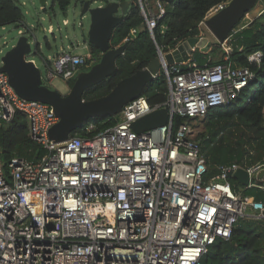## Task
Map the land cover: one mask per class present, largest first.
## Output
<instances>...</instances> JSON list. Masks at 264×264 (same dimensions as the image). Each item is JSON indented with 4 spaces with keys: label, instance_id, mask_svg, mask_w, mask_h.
Returning <instances> with one entry per match:
<instances>
[{
    "label": "built area",
    "instance_id": "built-area-1",
    "mask_svg": "<svg viewBox=\"0 0 264 264\" xmlns=\"http://www.w3.org/2000/svg\"><path fill=\"white\" fill-rule=\"evenodd\" d=\"M138 4L154 38L168 2ZM177 47H157L168 84L163 104L152 107L142 95L114 125L95 133L97 124L90 121L83 126L90 137L71 136L63 143L50 139L59 122L53 108L21 98L0 71V126L23 114L30 139L45 151L37 162L16 158L4 164L0 158V264H204L211 247L231 240L242 219L264 220V204L235 192L229 180L230 173L245 169L250 188L256 187L264 164L220 166L208 179L191 123L230 105L254 79L253 70L234 66L226 43L221 47L227 54L214 66H199L194 55L168 66L165 55ZM50 60L49 84L56 78L75 81L97 63L90 51L65 49ZM262 60L261 51L248 56L257 67ZM41 79L47 86L42 74ZM160 109L171 116L166 126L132 129ZM177 117L184 122L174 129Z\"/></svg>",
    "mask_w": 264,
    "mask_h": 264
},
{
    "label": "trees",
    "instance_id": "trees-1",
    "mask_svg": "<svg viewBox=\"0 0 264 264\" xmlns=\"http://www.w3.org/2000/svg\"><path fill=\"white\" fill-rule=\"evenodd\" d=\"M52 1V8L56 6L65 12L74 0ZM167 2L166 15L159 21L153 38L141 16L138 0H131L128 13L114 30L111 40L113 48L127 44L124 55L116 62L117 70L103 82L88 89L84 93V100H95L107 95L122 79L147 68L158 56L157 47L169 51L190 38L204 36L200 24L229 0H167ZM22 21L23 10L17 0H0V27L21 25ZM226 44L233 65L249 66L255 77L230 105L211 110L201 118L204 130L196 138L207 159L208 179L218 174L220 166L238 164L249 168L264 164V9L250 23L240 24ZM89 45V51L98 63L102 54L93 45ZM256 51L263 53L259 67L248 62V56ZM218 52L222 53L221 57L214 59L213 56ZM226 54L221 45L213 44L207 52L197 50L193 58L199 66L211 67L221 63ZM74 82L69 83L70 87ZM167 94V79L162 71L148 84L143 96L152 107H155L167 100ZM197 120L199 119L192 120L191 123ZM91 121L97 124L96 133L114 125L118 121V116ZM182 122L184 119L177 117L174 129ZM92 134L87 133L83 127L72 136L90 137ZM0 152L4 164L16 158L37 162L45 154L44 149L30 139L28 120L23 114H17L10 123L1 124ZM229 180L235 192L264 204L263 188L246 189L232 177ZM203 263L264 264V220L242 219L236 225L231 240H219L211 247Z\"/></svg>",
    "mask_w": 264,
    "mask_h": 264
},
{
    "label": "water",
    "instance_id": "water-1",
    "mask_svg": "<svg viewBox=\"0 0 264 264\" xmlns=\"http://www.w3.org/2000/svg\"><path fill=\"white\" fill-rule=\"evenodd\" d=\"M46 1H41L42 6H46ZM259 1L230 0L223 9L206 19L204 26L217 43L222 45L228 42L231 34L257 7ZM130 5L131 1H112L106 6L91 9L90 2L83 3L82 14L89 13L91 16L89 44L98 49L102 57L90 70L83 71L77 76L66 95L43 84L41 70L27 60L32 49L25 36H22L17 44L3 56L0 71L9 76L10 84L16 93L27 101H39L50 105L59 118V122L49 133L53 142L68 141L74 132L91 120L118 116L127 104L143 95L148 84L155 80L164 69L160 57L157 56L147 68L118 82L107 95L95 100H84V93L88 89L103 82L117 70L116 62L124 55L127 44L113 48L111 40L114 30L123 22ZM212 45V40L207 36L201 39L190 38L173 52L165 55L166 64L171 66L187 62L197 50L207 52ZM170 119L167 109L156 110L135 121L132 129L136 133L154 130L166 126ZM230 177L243 188H250V176L245 169L230 173ZM255 184L256 187L264 189V170L257 175Z\"/></svg>",
    "mask_w": 264,
    "mask_h": 264
},
{
    "label": "rangeland",
    "instance_id": "rangeland-1",
    "mask_svg": "<svg viewBox=\"0 0 264 264\" xmlns=\"http://www.w3.org/2000/svg\"><path fill=\"white\" fill-rule=\"evenodd\" d=\"M17 1L23 10V21L21 25L0 27V64H2L3 56L17 44L22 36H25L32 49L27 59L35 61L36 66L41 70V74L45 78V84L49 88L66 95L71 88L70 82L56 78L49 84L47 81L46 61L51 62L50 59L53 58L54 54L63 49L72 50L77 54L89 52L88 34L91 26V16L89 13L86 15L82 14V2H90L91 9L106 6L108 2L106 0H81V2L74 0L69 8L62 12L56 6L52 8V0H47L45 7L42 6V0ZM112 1L131 0H109V2ZM263 9L264 0H260L257 7L246 16L241 24L250 23L254 16L258 15ZM201 28L204 32L203 34L209 37L213 44H218L205 26H201ZM221 55L222 53L218 52L213 58L219 59ZM90 69L91 67L87 68V70ZM192 126L195 136L199 137V134L204 130L201 119L194 121Z\"/></svg>",
    "mask_w": 264,
    "mask_h": 264
},
{
    "label": "crops",
    "instance_id": "crops-1",
    "mask_svg": "<svg viewBox=\"0 0 264 264\" xmlns=\"http://www.w3.org/2000/svg\"><path fill=\"white\" fill-rule=\"evenodd\" d=\"M259 14H260V12H259ZM259 14H258V15H259ZM210 16H212V15H210ZM210 16H209V17H210ZM256 16H257V15H255L254 18H255ZM60 52H61V51L55 53L53 57H55V56H56L57 54H59Z\"/></svg>",
    "mask_w": 264,
    "mask_h": 264
},
{
    "label": "flooded vegetation",
    "instance_id": "flooded-vegetation-1",
    "mask_svg": "<svg viewBox=\"0 0 264 264\" xmlns=\"http://www.w3.org/2000/svg\"><path fill=\"white\" fill-rule=\"evenodd\" d=\"M119 15H121V13H119Z\"/></svg>",
    "mask_w": 264,
    "mask_h": 264
}]
</instances>
